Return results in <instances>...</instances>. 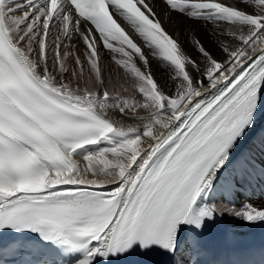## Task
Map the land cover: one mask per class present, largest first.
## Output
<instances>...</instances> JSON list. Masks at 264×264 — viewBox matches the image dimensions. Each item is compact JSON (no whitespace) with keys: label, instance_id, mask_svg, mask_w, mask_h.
Wrapping results in <instances>:
<instances>
[{"label":"snow or ice","instance_id":"6c2138e0","mask_svg":"<svg viewBox=\"0 0 264 264\" xmlns=\"http://www.w3.org/2000/svg\"><path fill=\"white\" fill-rule=\"evenodd\" d=\"M261 112L264 0H0V264H264Z\"/></svg>","mask_w":264,"mask_h":264},{"label":"bare ground","instance_id":"6f19581e","mask_svg":"<svg viewBox=\"0 0 264 264\" xmlns=\"http://www.w3.org/2000/svg\"><path fill=\"white\" fill-rule=\"evenodd\" d=\"M194 30L197 31V32H200L201 33V37L203 38V33H202L201 29L196 28ZM104 67H105V79L106 80L108 79V75H109V72H108L109 67H111L112 75H113V77H115V75H116L115 66L109 64V60H108L107 57L105 58V61H104ZM152 70L157 74V76H159L161 74L160 71L157 69L155 64H153ZM262 130H264V112H261L259 114L258 120H257V127H256V129L253 130L252 133L249 134L250 138L258 140L259 135H260ZM249 146H250V142H245V144L243 145V147H249ZM258 159H259V157H258ZM251 203L261 204V203H264V199L253 200V201H251ZM218 224L221 227H225V228H228V229L233 230V231H242V230H246V229L249 228L247 224H244V223H241L239 221L233 220L230 217H225ZM232 224L233 225H237V228H233Z\"/></svg>","mask_w":264,"mask_h":264},{"label":"rangeland","instance_id":"374dc122","mask_svg":"<svg viewBox=\"0 0 264 264\" xmlns=\"http://www.w3.org/2000/svg\"><path fill=\"white\" fill-rule=\"evenodd\" d=\"M232 226H233V228H237V225H233V224H232Z\"/></svg>","mask_w":264,"mask_h":264}]
</instances>
